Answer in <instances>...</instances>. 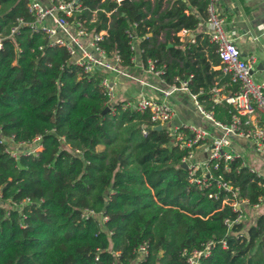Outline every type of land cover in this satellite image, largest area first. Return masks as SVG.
Returning a JSON list of instances; mask_svg holds the SVG:
<instances>
[{"label":"trees","instance_id":"16d2710c","mask_svg":"<svg viewBox=\"0 0 264 264\" xmlns=\"http://www.w3.org/2000/svg\"><path fill=\"white\" fill-rule=\"evenodd\" d=\"M28 1L0 0V137L37 138L38 146L13 158L0 143V264H188L207 242L194 264H264V213L246 228L223 222L238 214L233 200H264V175L234 156L208 160L207 186L194 182L202 171L181 167L187 150L172 145L147 111L121 101L103 111L100 72L84 74L25 24L9 35L17 19L30 20ZM189 2L205 18L206 0ZM185 9L181 0L163 7L162 0H79L73 19L103 31L99 44L121 67L136 53L131 30L142 67L149 60L166 84L187 80L203 109L228 124L234 109L214 98L237 85L213 69L219 61L207 35L180 47L177 32L198 23Z\"/></svg>","mask_w":264,"mask_h":264},{"label":"built area","instance_id":"2783aa9c","mask_svg":"<svg viewBox=\"0 0 264 264\" xmlns=\"http://www.w3.org/2000/svg\"><path fill=\"white\" fill-rule=\"evenodd\" d=\"M119 2L120 0H115ZM30 20L23 22L17 19V24L10 27L9 35L16 33L19 24L27 25L32 31L42 33L49 46L61 47L67 54V61L81 69L86 74L95 72L101 73L99 85L106 95V107L117 102L115 99L116 77L134 79L125 67L119 65L118 56L113 53L106 55L100 41L103 31H87L80 20L73 19V13L79 9V0H48L42 3L39 0H29L26 6ZM205 22L207 25V37L209 42L215 46V54L219 61V69L227 74L232 83L237 85V91L222 99L232 106L235 113L228 124H221L215 121L211 113L205 111L197 101L195 94H190L195 111L202 117L206 127L196 125L168 127L167 123L174 115V110L168 101L171 94L177 91H188L187 80H178L166 84L160 77L161 70L153 69L152 63L148 60L144 68L163 82L165 87H154L142 80L137 82L142 87L154 89L156 95L140 92L135 99L121 100V107L131 108L137 111H147L150 121L155 126L163 127L168 136L169 142L179 149H186V154L181 158L185 169L193 174L197 169L202 171L200 178H192L196 183L207 186L205 166L194 159L195 150L201 144H206V161L221 160L224 164L237 156L230 147V136L236 135L247 140L252 151L257 155L264 156V81L255 83L250 74L252 58H241L237 47L228 37L224 26V17L218 7V0H206ZM128 36L132 38L130 48L135 51V41L131 30ZM135 58H131V63ZM215 91V90H214ZM180 127L182 130H180ZM37 138L30 144L14 143L12 138L0 137V143L6 144L3 150L11 157L16 158L21 149L26 153H34L38 146ZM8 144V146H7ZM28 145V146H26ZM225 191H229L234 198V192L230 187L218 183ZM242 201V200H241ZM233 200L231 208L238 211L234 221L224 220L227 227L232 222L240 221L242 218L239 202ZM262 200L251 205L256 207ZM246 202V201H242ZM105 217H102L104 220ZM210 243L207 242L203 249L193 250L186 258L188 264H194L200 255H206ZM139 252L144 251V245L138 247Z\"/></svg>","mask_w":264,"mask_h":264},{"label":"crops","instance_id":"0c3cea01","mask_svg":"<svg viewBox=\"0 0 264 264\" xmlns=\"http://www.w3.org/2000/svg\"><path fill=\"white\" fill-rule=\"evenodd\" d=\"M42 3H47L48 0H39ZM174 1V0H173ZM185 5L186 9L184 14L192 13L197 19V27L192 31L180 30L177 32L178 41L180 47L184 44L193 43L197 35H207L208 29L205 22V18H202L197 11V7L191 4L189 0H181ZM166 0H162V7L164 6ZM218 7L224 17V26L228 37L232 40L234 45L237 47L241 58H252L250 74L251 78L255 83L264 81V0H218ZM171 44L167 43V47ZM135 58L130 66L125 67V70L132 75L134 79H128L123 77H116V91L115 99L117 101L135 99L140 92L147 94L156 95L154 89L148 87H142L137 80H142L147 84L154 87H165L166 85L160 81V79L154 76L152 73L146 71L137 57V43L135 41ZM207 51V49H203ZM215 51V50H214ZM213 69H219V66H212ZM217 91V89L215 90ZM222 96L215 95L214 99L221 100ZM192 101L188 91H177L168 98L171 104L174 115L167 123L168 127L177 126H189L196 125L198 127H206L205 121L202 117L195 111L192 105L188 102ZM206 144H201L195 150L194 159L201 163L203 168L204 162L206 161L207 150ZM230 147L233 149L234 153L241 157L242 153L247 149L251 150L250 144L247 140L238 137L236 135L230 136ZM254 153V152H253ZM260 157V164L258 171H255L252 167L251 170L257 172L258 174L264 175V156L258 155ZM240 210L244 208L247 210L257 209L260 205H264V200H262L256 207L247 205L246 202H239ZM249 210V209H248ZM242 213V211H241ZM264 213V211L262 212ZM260 213L255 211L254 218ZM253 218V220H254ZM252 220V222H253Z\"/></svg>","mask_w":264,"mask_h":264},{"label":"rangeland","instance_id":"374dc122","mask_svg":"<svg viewBox=\"0 0 264 264\" xmlns=\"http://www.w3.org/2000/svg\"><path fill=\"white\" fill-rule=\"evenodd\" d=\"M189 105H192V101L190 100L188 102ZM242 160L249 166L252 167L255 171L259 170V167L261 166L260 164V157L251 152V150L247 149L246 151H244V153H242ZM249 209V210H248ZM247 210H245L244 208H242V218L241 221L244 223V227L246 228L248 225H250L252 223V220L255 216V211L257 213H262L264 211V205H260L257 209L253 210L248 208Z\"/></svg>","mask_w":264,"mask_h":264},{"label":"water","instance_id":"95a60500","mask_svg":"<svg viewBox=\"0 0 264 264\" xmlns=\"http://www.w3.org/2000/svg\"><path fill=\"white\" fill-rule=\"evenodd\" d=\"M107 109H108V108L105 107V108L103 109V111H106ZM155 128H156V129H160V126L157 125V126H155ZM181 167H182V168H185V164H184V163H181Z\"/></svg>","mask_w":264,"mask_h":264}]
</instances>
